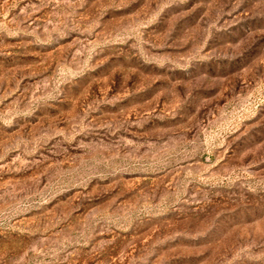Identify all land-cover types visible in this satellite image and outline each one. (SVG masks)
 <instances>
[{"label":"rangeland","instance_id":"374dc122","mask_svg":"<svg viewBox=\"0 0 264 264\" xmlns=\"http://www.w3.org/2000/svg\"><path fill=\"white\" fill-rule=\"evenodd\" d=\"M0 264H264V0H0Z\"/></svg>","mask_w":264,"mask_h":264}]
</instances>
